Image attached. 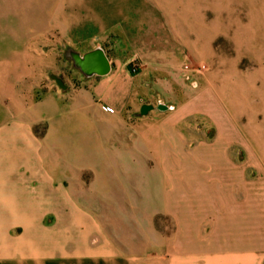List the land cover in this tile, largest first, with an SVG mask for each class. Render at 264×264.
<instances>
[{"label":"crops","instance_id":"1","mask_svg":"<svg viewBox=\"0 0 264 264\" xmlns=\"http://www.w3.org/2000/svg\"><path fill=\"white\" fill-rule=\"evenodd\" d=\"M196 4L0 0V43L6 47L0 49L6 63L0 82V264H264V70L223 71L212 81L199 70L185 76L196 93L209 86L221 98L231 95V123L239 137L223 153L232 168L229 182L210 194L197 189L200 195L191 183L185 214L164 208L151 215L147 227L113 216L120 203L113 199L109 170H145L147 159L167 173L176 153L166 152L165 142L179 137L198 147L213 136L211 122L167 123L160 117L176 110L174 104L162 102L163 114H154L155 107L136 97L140 89L172 91L180 80L178 64L208 38L206 13ZM55 36L81 53L101 46L112 63L108 75L86 77L71 100L45 94L74 104L76 117L69 120L32 113L40 104L24 102L18 92V84L34 74L26 48ZM135 60L144 65L138 75L126 68ZM148 75L152 84L143 80ZM136 101L143 112L130 115ZM64 127L71 138L57 134ZM33 154L53 163L38 165ZM60 159L74 160V166L64 168ZM14 170H89L99 191L86 189L88 182L79 176L63 177L40 203L45 209L34 215L38 201L17 194L49 179L34 178L35 172L17 177Z\"/></svg>","mask_w":264,"mask_h":264},{"label":"rangeland","instance_id":"2","mask_svg":"<svg viewBox=\"0 0 264 264\" xmlns=\"http://www.w3.org/2000/svg\"><path fill=\"white\" fill-rule=\"evenodd\" d=\"M178 1L184 2V0ZM197 2L201 3L206 13L208 38L203 40L201 45L193 48V53L184 58V63L178 64L176 70L180 73L178 81L183 83V86H180L178 82L175 87H172V91L170 87V92L164 86L147 91L140 89L136 97L138 102L142 100L151 107H155L154 114H163L158 109L160 103L164 102L168 106L174 104L177 107L176 110L167 116L160 117L167 123H183L188 119L202 121V123L211 122L214 128L213 136L198 147L195 143L189 146L179 137L171 143L165 142L163 149L166 152L172 150L176 153L170 170H166L167 173L165 170H158L156 161L153 159H150L153 161L146 159L145 170L108 171L109 181L113 186V199L120 203L114 206L113 216L129 222L133 221L134 224L142 222L145 227L153 213L167 207L177 213L185 214L184 203L191 194V183L194 194L200 195L197 189H203L210 194L216 192L222 181H230L228 176L232 168L229 159L223 156V153L227 143L239 137V133L231 123L233 111L230 104L231 95L225 93L221 98L209 86H205L203 92L196 93L190 88L191 81L185 76L199 70L209 77V81H212L218 73L223 71L232 73L233 71L264 70V0H193L194 6ZM3 20L6 22L5 18ZM4 46L0 43L1 50L6 49ZM70 47L55 36L44 39L37 47L26 48L28 62L34 74L32 78L18 84V92L22 95L24 102L37 100L40 104L32 113L53 116L55 120H69L76 117L73 109L76 107L73 103L65 101V98L73 99L76 96V88L82 87L87 79L67 57L66 52ZM126 68L132 75H138L144 71V65L137 60L126 64ZM5 71L6 63L0 61V82ZM56 78L63 81L64 87ZM143 80L152 84V75L145 76ZM48 92L65 96V98L58 99L54 94L45 96ZM137 101L138 107L130 111V115L143 112ZM56 102L59 103V109L53 105ZM9 106L6 105V107ZM144 112L148 113L149 110L146 108ZM103 118H109V116L104 115ZM69 130L71 129L67 127L59 128L57 134H60L61 139H64V136L71 138L72 132ZM205 130L211 135V129L206 127ZM235 153L233 150L232 157ZM32 162L38 165L53 163L48 157L40 160L37 154H33ZM151 162H155V165ZM60 163L64 168L74 166V160L60 159ZM14 171L17 177L30 178L31 172H35L34 178L48 177L49 179L46 184L35 182L27 193L17 194L18 199L27 197L38 201L39 205L33 206L34 215H39L45 209L44 205L40 206V203L52 194V187L56 186L54 181L58 183L63 177L79 176L84 183L88 182L89 187L86 189L92 192L95 189L99 191V188L90 180L92 175L89 170ZM190 176L193 177L192 181ZM125 201L129 202L128 205L121 204ZM193 209L195 214L197 208ZM94 210L98 212L99 209L94 208ZM161 217H158V225L162 220ZM145 239L149 242L151 240L147 236Z\"/></svg>","mask_w":264,"mask_h":264},{"label":"water","instance_id":"3","mask_svg":"<svg viewBox=\"0 0 264 264\" xmlns=\"http://www.w3.org/2000/svg\"><path fill=\"white\" fill-rule=\"evenodd\" d=\"M66 55L72 60L74 66L88 78L95 75L105 76L112 70L111 60L101 46H97L85 53H81L75 48L70 47ZM56 80L64 87V83L61 79L56 78Z\"/></svg>","mask_w":264,"mask_h":264},{"label":"built area","instance_id":"4","mask_svg":"<svg viewBox=\"0 0 264 264\" xmlns=\"http://www.w3.org/2000/svg\"><path fill=\"white\" fill-rule=\"evenodd\" d=\"M188 65L191 66V64H188ZM105 109H106L107 111H109V112H114V109L111 108V107H109V106H107Z\"/></svg>","mask_w":264,"mask_h":264}]
</instances>
